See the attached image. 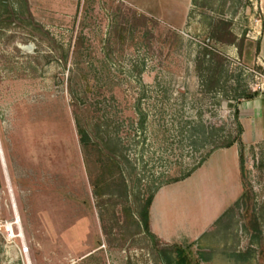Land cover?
Wrapping results in <instances>:
<instances>
[{"label":"rangeland","instance_id":"374dc122","mask_svg":"<svg viewBox=\"0 0 264 264\" xmlns=\"http://www.w3.org/2000/svg\"><path fill=\"white\" fill-rule=\"evenodd\" d=\"M256 3L260 7V0H26L21 19L0 33V142L14 195L0 157V264H164L144 233L126 241L106 236L102 205L113 200L96 194L92 180L102 170L97 154L80 142L76 115L119 128L141 178L134 184L128 176L129 204L133 192L181 175L210 146L209 135L236 128L231 104L237 102L202 91L194 68L199 46L220 19L237 33L245 28L239 21L251 31ZM135 12L155 21L135 24ZM55 43L70 49L67 64ZM239 79L246 84L252 76ZM244 100L240 96L239 104ZM257 102L243 104L256 113L243 112V124L246 167L260 207L264 104ZM238 151V144L216 150L156 202L155 230L166 240L198 239L214 228L193 246L196 258L199 252L208 258L200 264H237L229 254L250 248L238 213L219 219L242 190ZM122 204L115 211L126 224ZM15 205L21 224L12 237ZM261 219L264 224V210ZM249 260L257 264L256 256Z\"/></svg>","mask_w":264,"mask_h":264},{"label":"trees","instance_id":"16d2710c","mask_svg":"<svg viewBox=\"0 0 264 264\" xmlns=\"http://www.w3.org/2000/svg\"><path fill=\"white\" fill-rule=\"evenodd\" d=\"M25 2L26 0H0V33L2 29L11 27L15 21L21 19ZM136 14L135 12V20L138 21H134L135 24L155 21L146 14H138L139 16ZM34 28L38 31L40 29L36 24H34ZM32 35L35 33L33 32ZM53 47L60 52V59L67 64L70 49H65L63 45L56 43ZM79 47L80 44L74 48V55L79 52ZM246 47H248L246 31L239 37L231 21L220 19L211 24L205 44L200 45L197 51L194 68L199 76L204 94L219 93L222 97L237 102L236 105L231 104L234 107L235 131L226 129L221 134L207 135L210 146L190 168L183 171L179 176L163 179L157 183L153 182V185L147 187L145 193L133 192V204H129L130 184L128 178L133 179L134 184L140 183L141 178H138L139 168L137 164L129 158V146L119 135V128L111 130V120L96 119L94 122H87L76 115L80 142L86 150H91L97 154L96 161L102 170L99 173L100 177L97 180H92L96 194L100 197L109 195L113 200L111 207L103 204V211L101 212L102 227L108 239L126 241L138 233H144L151 241L154 255L157 254L164 264H200L202 260H208L204 252H199V258H196L193 246L206 235L213 233L214 228L206 231L195 241L186 240L162 244L163 240L151 230V206L157 191L162 186L186 179L199 169L216 150L230 148L238 144V167L242 193L224 210L219 219L223 220L229 215L238 213V223H241L242 229L251 236V245L247 251L238 250L229 254L235 263L248 264L249 259L256 256L257 264H264V224L261 219L264 204L257 207V192L246 167L244 125L238 105L240 96L244 97L245 100H252L258 93L252 90L251 81L246 82V84L241 83L239 76L241 77L244 73V69L235 65L232 60L233 57H237L241 61V54ZM9 68L14 70L15 66L10 64ZM146 119L147 115L142 113L139 123L141 128H145ZM259 169L264 177V153L261 155ZM107 174L109 178L106 177ZM117 203H123L122 212L125 214L126 224L121 223L116 214L115 206ZM107 213H109V217H107ZM114 236L115 238H113ZM254 244L255 248H253Z\"/></svg>","mask_w":264,"mask_h":264},{"label":"crops","instance_id":"0c3cea01","mask_svg":"<svg viewBox=\"0 0 264 264\" xmlns=\"http://www.w3.org/2000/svg\"><path fill=\"white\" fill-rule=\"evenodd\" d=\"M260 7H261V15H262V33L259 37H253L252 34H251V31L248 30V32H246V43L248 45V47H246L244 50H243V53L241 54L242 55V59L241 61L243 62V64L247 65V66H252V67H255L259 70H262L264 71V0H260ZM238 25H243L245 28L247 26H245L243 23H241L239 21ZM253 27V26H252ZM240 28L238 26V36L241 37L243 34H245V30ZM259 46V47H258ZM239 53V52H238ZM245 73V72H244ZM245 99V98H244ZM253 100H257V107H258V104H264V94H260L258 93V95L252 99V100H244L245 102H242V104H239V107H240V116H241V120H242V123H243V112H246V113H249L248 116L250 117L251 115L252 116H255L256 113H254V109L252 108V106H246L244 107L243 104L245 103H248V102H251ZM244 125V124H243ZM244 133H245V126H244ZM244 133H243V137H244ZM245 141V139H244ZM180 182V181H179ZM177 183V182H176ZM175 183H172V184H168V185H164L162 186L156 193L155 195V198H154V201H153V204L151 206V211H150V218H151V230L157 235L158 233L156 232L155 230V226H156V221L155 218H154V213H155V205H156V202L157 200L159 199V196L161 194L162 191H164L166 189V187L168 186H171ZM241 193H242V190H241ZM241 193L239 194V196L241 195ZM239 196H236L225 208L224 210H226V208L231 205ZM224 210L221 212V214L224 212ZM220 214V215H221ZM167 222V221H166ZM162 224L164 226L165 225V222L162 221ZM162 230V229H160ZM210 230V229H209ZM205 233V232H204ZM203 233V234H204ZM160 239H162L163 241L165 242H179V241H173L170 240V239H164L163 237H160V235L158 234L157 235ZM186 240H189V241H195L197 240V238L193 239V238H186L184 241Z\"/></svg>","mask_w":264,"mask_h":264},{"label":"built area","instance_id":"2783aa9c","mask_svg":"<svg viewBox=\"0 0 264 264\" xmlns=\"http://www.w3.org/2000/svg\"><path fill=\"white\" fill-rule=\"evenodd\" d=\"M254 9L258 16L254 17V26L252 27L251 34L253 37H259L262 33V15H261V7L256 3L254 5ZM260 9V10H258ZM238 64L244 69L245 73H249L252 76L251 86L252 90L264 94V71L259 70L252 66H247L243 64V62L238 61Z\"/></svg>","mask_w":264,"mask_h":264},{"label":"bare ground","instance_id":"6f19581e","mask_svg":"<svg viewBox=\"0 0 264 264\" xmlns=\"http://www.w3.org/2000/svg\"><path fill=\"white\" fill-rule=\"evenodd\" d=\"M0 157H1V160H2V167H3L4 173L6 174V182H7L8 189H10L11 196H12V198H14L11 182H10L9 175H8V172H7L6 159H5V156H4V152H3V148H2L1 142H0ZM14 213H15V221L8 226V231L11 233L12 237H16L15 228H14L15 225H18V224L20 225L21 224L20 214H19V211H18V208H17L16 205H15V208H14ZM19 237H21L23 239V243L26 241L24 239L23 235H19ZM23 251L25 252L24 249H23ZM26 252H29V249H27Z\"/></svg>","mask_w":264,"mask_h":264}]
</instances>
